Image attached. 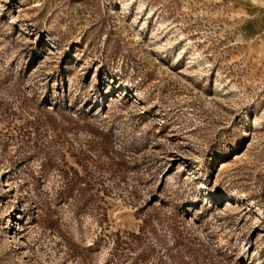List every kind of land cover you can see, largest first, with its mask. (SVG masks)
<instances>
[{"label":"rangeland","instance_id":"rangeland-1","mask_svg":"<svg viewBox=\"0 0 264 264\" xmlns=\"http://www.w3.org/2000/svg\"><path fill=\"white\" fill-rule=\"evenodd\" d=\"M0 264H264V0H0Z\"/></svg>","mask_w":264,"mask_h":264}]
</instances>
